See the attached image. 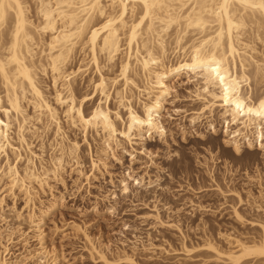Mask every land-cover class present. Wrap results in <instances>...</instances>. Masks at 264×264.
<instances>
[{"label":"bare ground","instance_id":"1","mask_svg":"<svg viewBox=\"0 0 264 264\" xmlns=\"http://www.w3.org/2000/svg\"><path fill=\"white\" fill-rule=\"evenodd\" d=\"M33 1L40 19L37 20L38 24L28 18L25 0H0V27L10 22V28H7L10 35L5 51L7 53H0V82L3 86V92L0 93V157L4 161L3 166L0 165V184L6 181L5 185L11 194L18 190L24 194L28 203L33 196L30 192L32 184H37L42 189L50 175L54 179L58 178L70 164L73 166L72 170L80 177L86 176L78 154L80 145L76 139L66 140L56 107H62L67 126L81 133L86 148H91L87 138L89 132L99 138L98 147L89 157L91 173L89 172L85 180L89 181L90 176L94 177L95 171H108L109 158L122 165L121 157L124 155L120 156L117 152L125 153L130 149L129 166L118 177L119 195L125 200L131 199L133 204L140 201V193L145 192L146 195L151 189L153 192L158 189L168 193L167 188L159 184V177L152 180L148 175L147 169L154 165L152 154L155 153H151L146 142L149 140L167 144L169 129L164 124L162 113L165 104L175 97V83L180 85V82L193 86V90L189 91L188 101L199 106L197 109V105L193 107L194 109L186 115V126L195 128L205 119L207 130L216 135L219 125L224 136V146L230 148L235 156L241 155L245 148L250 152L257 151L259 158L264 160V92L256 94L257 97L253 98L251 85L253 79L256 84L264 81V53H260L261 57L256 58V48L251 47V41L248 42L243 37L248 20L257 25L255 29H264V0H109L107 6L103 0ZM171 30H174V48L170 52L167 44L172 40L167 41V38ZM189 32H195V37L187 38ZM45 36L48 39L45 40ZM38 46L44 48H39L40 52L36 54L34 48L38 49ZM77 49V52L83 51L87 56L80 59L75 71L68 69L70 72H67V62ZM122 54L124 56L119 64L117 76L106 77L102 72L99 55H103L108 63H113ZM89 66L94 72L93 80L88 81L92 95L77 98L71 82L75 81L76 74L83 73ZM46 69L51 73V100L39 83V74L43 76ZM133 91H136V95ZM90 102L93 103L90 110L84 109ZM24 103L32 108L37 121H42L41 118L44 117L43 131L53 126L49 166L43 164L42 158H39L38 167L33 163L32 156L36 158L38 155L31 151L30 143L24 134V127L29 120ZM238 104L240 107H237ZM173 111L179 116L182 110L174 108ZM13 122L17 124V145L11 143L9 136ZM186 126H176L183 140L188 133ZM196 134L200 140H204L203 133ZM125 145L129 149H126ZM22 147H25L29 155L23 157ZM140 157L149 159L147 164L140 166L144 169L143 175L134 174L132 169V165L141 159ZM110 183L114 185L111 179ZM213 188L222 197L230 195L222 191L218 184ZM236 191L231 193L237 202L243 205L244 200ZM252 195L248 192L249 197ZM261 195L260 191L258 199L262 198ZM105 197L108 198V195ZM146 198L143 197L144 200H149ZM253 198L255 200V197ZM111 199L113 204L107 206L108 213L115 212L117 196L112 193ZM158 200H151L152 212L149 211L151 214L144 216L152 219L155 223L153 224L160 228L177 232L180 237L177 236L181 246V251L178 250L181 253L177 250H165V255L176 256L183 253L187 258L198 256L194 251L197 247L188 248L189 239L177 224L178 221L169 222L162 219L160 209L168 214L172 213V210L169 205L167 207L168 203L162 202L161 207H158ZM53 206L54 204H50L47 210L45 208L46 211L44 210L42 215L51 211ZM175 213L177 212H174V215ZM233 216L240 223H248V220L244 221V214L242 216L237 208L233 209ZM34 218V213L31 212L28 216L29 223L39 230L42 218ZM249 224L259 227V238L254 241L248 240V235L240 239L229 234L225 237L226 249H221L219 244L206 234L207 231L204 230V235L202 231L204 243L199 246L200 251L212 253L213 256L199 264H249L253 259L264 261V222L253 221ZM84 239L90 245L88 252L91 253V258L92 255H97L104 264H139L134 256L139 250L140 237L135 234L132 242L130 241V253L126 252V249L118 250L122 257L119 258V254L118 259L112 261L105 256V251H111L108 245L104 244L105 246L100 248L94 245L86 234ZM37 241L38 248L33 253L23 255L22 261L41 264L46 259L48 252L44 248L41 233L38 234ZM118 241L119 246L126 247L124 241ZM141 249L150 250L143 246ZM56 262V257L52 256L50 264ZM0 264L8 263L1 259Z\"/></svg>","mask_w":264,"mask_h":264},{"label":"rangeland","instance_id":"2","mask_svg":"<svg viewBox=\"0 0 264 264\" xmlns=\"http://www.w3.org/2000/svg\"><path fill=\"white\" fill-rule=\"evenodd\" d=\"M27 1L28 0H25L28 8V13L26 12V14L32 22L38 24L39 21L37 20L40 19L36 13V4L33 0ZM103 1L106 6L109 4V0ZM247 20L248 19H246V21ZM251 24H253V27ZM9 25L10 22L8 21L6 25L4 24L3 27H0V50L5 49L0 51L2 54L7 53L5 51L10 39L9 30H7V28H10ZM245 26L247 28H244L243 32L246 33H244L245 36L243 37L247 39L246 41H251L249 44H251V47L253 46L254 49L256 48L255 50L258 52L257 54L255 51L256 54L254 56L260 58L261 54L264 53V29L258 27V30L255 29L257 25H254V23L249 20L246 22ZM258 31L259 35H257ZM173 33L174 30H171L169 32L170 36L167 38V41L172 40L171 43L168 42L167 44L170 47V49L168 48L169 51H172L174 48V43L172 44ZM45 37V40L48 39V37ZM193 37H195V32L194 34H190V32L187 34V38ZM41 47L42 46H38V49L34 48L36 54L44 48ZM77 51L79 50L77 49L74 51L75 53H72V59L70 58L67 62V72L75 71L79 66L80 59L87 56H85L83 51H80V53ZM123 56L122 54L119 56L120 58H116L113 63H108L103 55H99L102 72L106 77L113 78L115 75L117 76V73H119L118 67ZM43 74V76L39 74V83L42 90L45 91L46 96L51 100L53 96L51 73L46 69V73ZM93 78L94 72L90 66L87 67L83 73L81 72L75 75V81L71 82V87L77 98L85 95H92V88L88 81L89 79L93 80ZM251 83L253 86V98L256 94L258 95L264 92V81L260 82V84H256L253 79ZM1 86L2 84L0 87ZM175 86L176 94H173L175 97L165 104V109L162 113L164 124L166 128L169 129L167 144L165 145L157 141L154 142L149 140L146 142L148 148L151 149V153H155L154 155L152 154L154 165L147 169L148 175H150L149 177L151 179L159 177V184L165 187V189L167 188L168 190L166 189V191H168V193L158 189V192L157 190L153 192L151 189V191L147 193L148 195H145V192L141 191L144 194H139L140 201L134 202L135 205L134 203L132 204L131 199L128 198L125 200L119 195L120 191L117 185L118 177H120L122 175L121 173L125 172L124 170L129 166L130 157L128 152H130V149L127 145H125L126 149H129L127 152H117L120 156L124 155L121 157L122 165L109 158L107 161L108 171H101L100 173L99 171H95L93 174L94 177L90 176L91 178L89 181L85 180V177L91 173L89 157L98 147L100 143L98 141L99 138L97 136L96 138L94 134L89 132L87 138L91 144V148H86L81 133L67 126L62 107H56L58 119L63 128L62 130H64L63 132H65L66 140L71 141L72 139H76L80 145L78 154L80 161L82 160L81 162H83L82 164L84 167H82V169L86 176L80 177L78 173L72 170L73 166L71 167L70 164L65 167V170L58 178L54 179L50 175V179L48 178L47 184L44 185L42 189L41 187L39 188L37 184H32L30 192L33 196L32 200L28 203H26L23 193L15 190L14 194H11L5 185L6 181L1 183L0 260L5 259L8 264H34L32 262L22 261V256L29 252L33 253V251L38 248L37 236L39 233L42 234L44 248L48 252L46 259H44L41 264H50L52 256L56 257V264H104L97 258V255H92L93 258H91V253H89L90 245L86 243L84 234L88 235L91 242L100 248L104 244L108 245L111 251H105V256L111 261L118 259L117 256H119V254V258L122 257V254L119 253L121 249H126V252L130 253V241L132 242L134 234L137 235L140 237V243H138L139 250L134 256V259H136L135 261L139 264H161V262H163L162 264H199L202 260H206L213 256L212 253H205L204 251H200L201 248H199V246L201 247L204 243L203 235L205 231H207L206 234L208 233L210 237L219 244L221 249H226L227 244L225 243V237L229 234H231L229 235L231 237L237 238L238 236L240 239H244L245 236L248 235V240H257L261 235L260 229L249 223L253 221L257 223L259 221L264 222V212H262L264 209V160L259 158V153H257V151L250 152L245 148L241 155L235 156L230 148L224 146L222 142L224 136L222 134V128H220L219 125L217 126V129H219L216 135L207 130L205 119L195 128L186 126V115L191 109H194L193 107L197 105V107H195V109H197L199 106L197 103L188 101V96L190 95L189 91L193 90L192 85L186 84V82L181 84L180 82V85L179 83H175ZM1 90H3V86L0 88V93L3 92ZM134 92L136 91L132 93L135 94ZM112 104L111 102V106ZM26 105L27 104L24 105L26 107V109L25 107L24 109L26 110L25 112L29 120L24 127V134L27 141L30 143L31 151L38 155L36 158L32 156L33 163L38 167L39 158H42L43 164L49 166L50 155L52 153L50 143L52 140L53 126H51L49 130L43 131L42 126L45 120L44 117L41 118L43 121L42 124V121L39 122L35 119L36 116H34L35 114L32 108ZM54 106L56 105L54 104ZM92 106L93 103L90 102L84 106V109L90 110L89 108ZM174 108L182 110L183 112L181 111L180 115L176 116L173 111ZM185 111L188 112L185 113ZM121 114L124 115V112L121 111ZM181 116L184 117L181 118ZM14 124H12V128L9 131V136L11 143L17 145V124L16 122ZM178 124L186 126V131L188 133L185 140L182 139L181 132L177 130L178 128L176 126H178ZM31 130L35 131L32 133ZM196 133H203L205 135L204 140H200ZM21 153L23 157L27 154L29 155L25 147H22ZM136 156L138 157L139 155L136 154ZM140 158L141 159H138L139 161L137 160L132 165V169L134 174L143 175L144 169L140 166H144V163L147 164L149 159L146 157L145 159L144 157ZM3 162L4 161H2L0 157L1 166H3ZM159 168L161 170H159ZM78 177H80V179ZM110 179L114 182V185L110 183ZM78 182L79 184H77ZM213 184H218L222 191L227 194L230 193V195L237 190L244 200V204L240 205L234 195L222 197L218 191L214 190ZM260 191L262 198L258 199ZM152 192L153 194H151ZM248 192L253 194L252 197L248 196ZM112 193L117 196L116 203L114 204V214L106 212V208L112 203ZM107 195L108 198L105 197ZM143 197L144 199L147 197L146 199L149 200H144ZM253 197H255V200H253ZM155 198L160 200V202L159 200L158 203L156 202L158 207H161L163 203H168L167 207L168 205L169 208L171 207L170 210H172L171 212L173 214H168L165 210L160 209L162 219L169 222L178 221L177 224H179L183 233L189 239L187 242L188 248L197 247L194 251L196 252L195 255L198 256L187 258L183 253L176 256L165 255V250H170L169 252L172 250L181 251L179 243L180 237L177 232L167 228H160L154 225L155 223L152 219H147L144 216L146 214H151L150 212H152L151 208L153 205L151 200ZM146 201L150 202V204ZM189 201L192 203H188ZM144 202L145 205H143ZM50 204H54L53 208L43 216L42 214L50 207ZM197 205L200 208H198ZM145 206L149 207L146 208ZM258 206L262 208L258 209ZM234 208H237L240 214L242 213V216L244 214V221L247 222L248 220V223L244 222L243 224L236 221L233 216ZM173 211L177 213L174 215ZM31 212L34 213V219L42 218L39 230H36L32 227V224L29 223L28 216ZM124 223L126 226H124ZM124 227L129 230H124ZM202 231H204L203 235ZM239 235L242 237L244 235V237L242 238ZM120 238H123V240ZM118 240L124 241L126 247L119 246L120 242ZM128 244L129 246H127ZM141 245L145 248L148 247L150 250H142ZM111 264L124 263L118 262ZM249 264H264V261L253 259Z\"/></svg>","mask_w":264,"mask_h":264},{"label":"snow or ice","instance_id":"3","mask_svg":"<svg viewBox=\"0 0 264 264\" xmlns=\"http://www.w3.org/2000/svg\"><path fill=\"white\" fill-rule=\"evenodd\" d=\"M225 102H226V103L228 102V101H227V98L225 99ZM237 107H240V105L238 104ZM257 114L259 115L260 113H257Z\"/></svg>","mask_w":264,"mask_h":264}]
</instances>
